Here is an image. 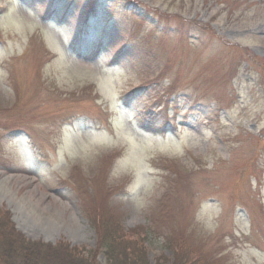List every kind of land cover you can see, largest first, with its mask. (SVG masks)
I'll list each match as a JSON object with an SVG mask.
<instances>
[{
    "label": "rangeland",
    "instance_id": "1",
    "mask_svg": "<svg viewBox=\"0 0 264 264\" xmlns=\"http://www.w3.org/2000/svg\"><path fill=\"white\" fill-rule=\"evenodd\" d=\"M132 1L0 0V228L264 264V0Z\"/></svg>",
    "mask_w": 264,
    "mask_h": 264
},
{
    "label": "trees",
    "instance_id": "2",
    "mask_svg": "<svg viewBox=\"0 0 264 264\" xmlns=\"http://www.w3.org/2000/svg\"><path fill=\"white\" fill-rule=\"evenodd\" d=\"M127 6L136 5L135 1L124 0ZM95 2L92 5L95 7ZM93 7V8H94ZM134 7V6H133ZM94 9H92V12ZM114 232L103 231V237L99 239L97 249L104 255L107 264H149L147 260L146 249L136 242L127 241V236L118 231ZM85 254L83 251L76 250L75 252L64 247H56L54 249L50 245H45L40 242H32L26 240L21 234L14 230L10 223L5 224L0 228V264H100L97 261L98 250ZM55 250L58 254L51 255ZM63 252L69 255L70 260L59 254ZM99 252V253H100ZM192 253V252H191ZM197 253V252H196ZM51 258L46 259L47 256ZM192 258L187 257L180 264H199V260L192 253ZM199 255V254H198ZM201 264H214L211 260L202 261ZM218 264V263H216Z\"/></svg>",
    "mask_w": 264,
    "mask_h": 264
},
{
    "label": "bare ground",
    "instance_id": "3",
    "mask_svg": "<svg viewBox=\"0 0 264 264\" xmlns=\"http://www.w3.org/2000/svg\"><path fill=\"white\" fill-rule=\"evenodd\" d=\"M4 188V189H3ZM0 189L5 190V193H2L4 195H1L3 198L5 199H9L11 200L10 197H8V195L12 196L13 191L12 188L10 186V181L9 178L7 176L3 177V179L0 181ZM2 192V191H0ZM29 207L32 209L33 213L36 214L37 218H39L41 220V222L44 225H58L59 223H62L63 220H61L60 218L52 215V214H46L44 212L41 211L40 208H37L27 197H22L20 200H17V205H16V210L19 211L20 208L22 207ZM23 217V218H22ZM17 215V218H21L24 219V215Z\"/></svg>",
    "mask_w": 264,
    "mask_h": 264
}]
</instances>
